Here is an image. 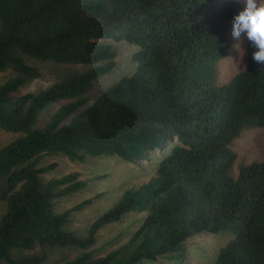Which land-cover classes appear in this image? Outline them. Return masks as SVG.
<instances>
[{
	"label": "trees",
	"instance_id": "1",
	"mask_svg": "<svg viewBox=\"0 0 264 264\" xmlns=\"http://www.w3.org/2000/svg\"><path fill=\"white\" fill-rule=\"evenodd\" d=\"M242 0H0V129L24 136L0 150V264H44L41 249L75 248L62 264L183 262L189 240L227 232L216 264H264V161L240 168L233 142L242 131L264 127V65L253 60L219 84L216 64L232 47L229 33ZM138 47L133 74L79 111L93 84L115 70V42ZM36 62L93 65L47 89L19 94L42 77ZM61 99L43 127L41 113ZM168 147L156 174L127 189L86 235L67 229L87 199L59 204L88 187L78 172L49 176L57 163L112 157L130 163ZM144 215L138 229L103 256L93 247L103 228Z\"/></svg>",
	"mask_w": 264,
	"mask_h": 264
},
{
	"label": "rangeland",
	"instance_id": "2",
	"mask_svg": "<svg viewBox=\"0 0 264 264\" xmlns=\"http://www.w3.org/2000/svg\"><path fill=\"white\" fill-rule=\"evenodd\" d=\"M243 10L245 0H242ZM232 24L229 33L232 39V47L226 58L216 64V76L219 84L230 82L236 75L245 70L247 66V39L234 40L231 35ZM118 52L117 65L110 74L97 80L88 91V103L78 112L90 107L102 95V93L115 85L121 78L135 72L136 66L132 63V55L138 47L126 41L115 42ZM41 69L42 77L29 82L19 94L34 93L47 89L54 83L74 73L89 71L93 65L84 64H57L53 62H36ZM12 76L11 71L0 72V84ZM71 99H61L52 103L40 115L36 127L45 126L53 114L63 106L71 103ZM22 133L7 132L0 129V150L23 137ZM237 159L234 166V175L238 176L240 168L253 162L264 161V127L249 128L242 131L232 145ZM170 152L168 147L149 153L146 159L130 163L112 157H92L86 162H73L63 155L48 156L42 165L57 163L58 167L49 176L60 177L62 175L78 172L85 179L90 180L88 187L78 193L65 198L59 207L61 210L70 208L87 199L95 198L92 205L72 216L67 229L80 235H86L90 225L103 213L111 210L119 202L123 193L143 182L149 181L157 172L161 160ZM2 183L0 182V188ZM6 212V204L0 203V221ZM144 215L134 213L127 216L119 223L107 226L99 233L97 243L87 251H94L96 256L107 254L114 246L125 242L135 232L143 221ZM234 235L227 232L218 234H201L189 240L188 255L183 262L162 259L157 262L145 264H216L217 255L222 247L234 239ZM80 252L78 249H41L37 247L27 254L46 255L44 264H62L66 260L75 258Z\"/></svg>",
	"mask_w": 264,
	"mask_h": 264
},
{
	"label": "clouds",
	"instance_id": "3",
	"mask_svg": "<svg viewBox=\"0 0 264 264\" xmlns=\"http://www.w3.org/2000/svg\"><path fill=\"white\" fill-rule=\"evenodd\" d=\"M245 8L233 19L232 38H246L255 49L253 60L264 65V0H245Z\"/></svg>",
	"mask_w": 264,
	"mask_h": 264
}]
</instances>
